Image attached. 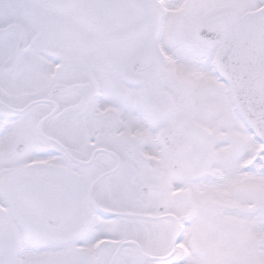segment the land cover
<instances>
[{
	"label": "snow or ice",
	"instance_id": "obj_1",
	"mask_svg": "<svg viewBox=\"0 0 264 264\" xmlns=\"http://www.w3.org/2000/svg\"><path fill=\"white\" fill-rule=\"evenodd\" d=\"M0 264H264V0H0Z\"/></svg>",
	"mask_w": 264,
	"mask_h": 264
}]
</instances>
